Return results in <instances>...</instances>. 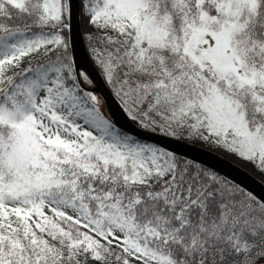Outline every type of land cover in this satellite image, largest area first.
<instances>
[{
	"label": "snow or ice",
	"instance_id": "snow-or-ice-1",
	"mask_svg": "<svg viewBox=\"0 0 264 264\" xmlns=\"http://www.w3.org/2000/svg\"><path fill=\"white\" fill-rule=\"evenodd\" d=\"M0 0V264H264V0ZM114 100L128 126L111 112Z\"/></svg>",
	"mask_w": 264,
	"mask_h": 264
},
{
	"label": "water",
	"instance_id": "water-1",
	"mask_svg": "<svg viewBox=\"0 0 264 264\" xmlns=\"http://www.w3.org/2000/svg\"><path fill=\"white\" fill-rule=\"evenodd\" d=\"M78 2L79 0H73L74 15L72 21V35L73 39L75 40L73 52L78 64L91 69V60L85 46L82 30L80 25L77 24L78 9L75 7V5H77ZM109 103L111 105V112L114 114V117L118 119L120 123L128 126L129 122L124 118L115 101L110 99ZM169 146L180 153H186L188 157L195 158L206 165L213 166L215 169L219 170L221 174H226L230 178H234L236 181L246 185L254 192L264 194V184L259 179L231 161L187 141H169Z\"/></svg>",
	"mask_w": 264,
	"mask_h": 264
},
{
	"label": "rangeland",
	"instance_id": "rangeland-1",
	"mask_svg": "<svg viewBox=\"0 0 264 264\" xmlns=\"http://www.w3.org/2000/svg\"><path fill=\"white\" fill-rule=\"evenodd\" d=\"M80 27H81L82 34H83V38H84V34L87 32V29H86L83 25H80ZM84 42H85V39H84ZM85 46H86V45H85ZM86 49H87V48H86ZM87 52H88V51H87ZM188 142H189V141H188ZM190 143H191V142H190ZM192 144H195V145H198V146H200V147H203V148H205V149H207V150H209V151H211V152H213V153H215V154H217V155H219V156H221V157H223V158H225V159L231 161L232 163L238 165L239 167H241L242 169H244L245 171H247L248 173L251 174V172H250V170H249L250 168L248 169L249 164H245V163L241 162L240 160H238L237 158H235V157H233V156H230V155L224 153L223 151L217 150V149H215V148L205 147V145H203V144H199V143H192ZM258 178H259L260 180L264 181V175H259Z\"/></svg>",
	"mask_w": 264,
	"mask_h": 264
},
{
	"label": "trees",
	"instance_id": "trees-1",
	"mask_svg": "<svg viewBox=\"0 0 264 264\" xmlns=\"http://www.w3.org/2000/svg\"><path fill=\"white\" fill-rule=\"evenodd\" d=\"M85 45H86V48H87V51H88V44H87V41L85 40ZM183 141H186V140H183ZM188 142V141H187ZM190 143V142H189ZM205 147H208L205 145ZM250 168V169H249ZM248 169L250 170L251 172V175H253L254 177H256L257 179H259V175H262L260 174L259 172H257L250 164L248 166ZM260 180V179H259ZM263 184H264V181L260 180Z\"/></svg>",
	"mask_w": 264,
	"mask_h": 264
}]
</instances>
